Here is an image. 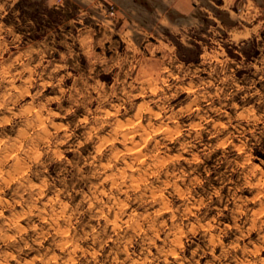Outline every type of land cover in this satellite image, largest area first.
<instances>
[{
  "label": "clouds",
  "instance_id": "clouds-1",
  "mask_svg": "<svg viewBox=\"0 0 264 264\" xmlns=\"http://www.w3.org/2000/svg\"><path fill=\"white\" fill-rule=\"evenodd\" d=\"M0 264H264V0H0Z\"/></svg>",
  "mask_w": 264,
  "mask_h": 264
}]
</instances>
